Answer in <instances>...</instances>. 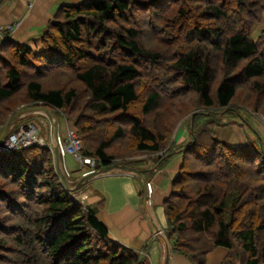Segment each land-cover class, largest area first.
<instances>
[{
  "label": "trees",
  "instance_id": "1",
  "mask_svg": "<svg viewBox=\"0 0 264 264\" xmlns=\"http://www.w3.org/2000/svg\"><path fill=\"white\" fill-rule=\"evenodd\" d=\"M263 15L264 0L60 5L37 46L0 42V127L44 106L70 123L94 169L133 166L135 150L162 151L157 165L180 152L161 202L163 249L204 264L222 246L219 264H264V144L213 137L216 125L251 126L241 110L264 114ZM0 264L151 263L146 245L110 239L63 185L50 147L29 145L0 150Z\"/></svg>",
  "mask_w": 264,
  "mask_h": 264
},
{
  "label": "crops",
  "instance_id": "2",
  "mask_svg": "<svg viewBox=\"0 0 264 264\" xmlns=\"http://www.w3.org/2000/svg\"><path fill=\"white\" fill-rule=\"evenodd\" d=\"M28 1L0 0V24L15 22L10 31L0 33V36L8 35V39L19 44L37 46L38 38L46 22L53 18L56 9L60 5H70L81 0H31V4L27 5ZM40 113L46 115L43 110L24 107L8 132L25 123L33 124V118L36 117L35 115H41ZM51 116L56 123L57 135L63 140L68 125L63 118H61V122H58L56 115L51 114ZM26 117L28 118L24 120ZM46 118L48 119L47 115ZM247 119L254 130L243 122L240 125H246L247 131H243L238 123L223 125V129H227L230 138L236 140V143L232 145L243 143L247 137L256 135L264 144V121L262 117L249 115ZM41 121L45 122L44 119ZM183 124L177 136L175 135L173 138L177 144L182 143L187 136V128L185 123ZM49 127V135L46 136V139L40 140L52 149L55 142L50 122ZM220 127L222 126L216 125L214 129H221ZM231 133H233L232 137ZM224 141L227 142L226 139ZM59 157V165L69 187L73 189V194H77L80 201L92 205L96 216L106 226L110 239L135 249L146 245L151 264H192L180 253L168 251L165 255V247L163 249L161 240L157 236L165 226L161 202L168 194L170 178L180 166V152L176 151L160 165H157L156 160L148 158L133 161L132 167L139 169L143 177L129 171L111 168L92 175L80 182L78 186H75V183L84 174L85 169H81L80 172L77 170L85 168V166L79 165L74 154H59ZM141 178L150 182L151 191L149 195L145 192ZM225 252V247H215L206 254L204 264H219Z\"/></svg>",
  "mask_w": 264,
  "mask_h": 264
},
{
  "label": "built area",
  "instance_id": "3",
  "mask_svg": "<svg viewBox=\"0 0 264 264\" xmlns=\"http://www.w3.org/2000/svg\"><path fill=\"white\" fill-rule=\"evenodd\" d=\"M31 4V0L27 2V5ZM13 24L12 23H6V24H0V33L8 32L12 29ZM8 35H1L0 36V42L3 39H6ZM36 128L32 123H25L22 125H19L9 131L6 136L4 137L3 141L0 142V150H11L16 149L20 146H29V145H38L42 146L45 145V143L36 137L35 134ZM58 151L60 155H63L65 153L74 154L75 160L79 163L80 166H85V172H89L93 170V158L91 157H85L81 156L79 154V149L81 147V141L74 133V130L68 126L64 136L63 140L60 139V137L57 135L56 138ZM144 189L147 195H149L151 191V185L150 182L145 180L143 182ZM74 197H77V194H73ZM82 198V196H81Z\"/></svg>",
  "mask_w": 264,
  "mask_h": 264
},
{
  "label": "rangeland",
  "instance_id": "4",
  "mask_svg": "<svg viewBox=\"0 0 264 264\" xmlns=\"http://www.w3.org/2000/svg\"><path fill=\"white\" fill-rule=\"evenodd\" d=\"M264 16V15H263ZM263 24V20L260 21L259 23L255 24V26L253 27L252 29V36L253 38H255L259 28L261 27V25ZM241 113L244 115V116H249V115H253V116H259V117H262V120L264 121V114L262 113H259V112H253V113H247L246 110H241ZM41 115H35L36 117L33 118V124L36 128V136L37 138L39 139H46V136L49 135V130H50V127H49V121L48 119L46 118V115L40 113ZM56 115V118H57V121L58 122H61V116L59 114H55ZM189 115L190 113H187L185 114L184 116H182L178 122L175 124V127H174V131H173V138L174 136L176 135L177 136V133L181 130V127L184 125L183 123H185V126L186 128L188 129V118H189ZM31 117V116H30ZM28 117L24 118V120H26ZM41 119H44L45 122L41 121ZM23 120V119H21ZM64 121L66 122V124L70 126V123L68 121H66L64 119ZM45 123V124H44ZM239 127L241 126V128L243 129V131H247L248 128L246 125H240L241 123H238ZM246 124V123H245ZM178 126V128H176ZM72 128V127H71ZM221 129H213V137L214 138H217L225 143H228V144H233V143H236L233 138L231 139L230 138V134L228 133L227 129H223V126L220 127ZM240 128V129H241ZM233 136V133H231V137ZM224 139L227 140L224 141ZM175 142V141H174ZM34 145V144H33ZM162 154V151H156V152H150V151H139V150H135L133 151L131 154H129L127 157V159H130L132 161H135L137 159H140V158H148V159H153V160H157L158 156H160ZM80 170H77V171H81V169H85V168H79Z\"/></svg>",
  "mask_w": 264,
  "mask_h": 264
},
{
  "label": "water",
  "instance_id": "5",
  "mask_svg": "<svg viewBox=\"0 0 264 264\" xmlns=\"http://www.w3.org/2000/svg\"><path fill=\"white\" fill-rule=\"evenodd\" d=\"M114 1V0H112ZM29 108L31 109H40V110H43L47 117H48V120L53 128V139H54V142H55V145L52 146V152H53V156H54V162H55V167H56V170L60 176V179L63 183V185L66 187V188H70L69 187V184L67 183V180L65 178V175L63 173V171L61 170V167L59 165V160H60V157H59V151H58V146H57V141H56V138H57V130H56V123L55 121L52 119V116H51V111L44 107V106H30ZM24 110V108L22 109H19L17 110L15 113H13L12 115H10L4 122L3 124L1 125L0 127V142L3 141L4 137L6 136L10 126L14 123V121L16 120L17 116ZM53 115V114H52ZM111 168H117V169H121V170H124V171H129L131 173H135L136 175L138 176H142V173L139 169L135 168V167H132V166H125V165H121V164H117V163H112V164H109V165H106V166H102L101 168L99 169H93L89 172H85L84 174L81 175L80 179L75 183V186H78L80 182L88 179L89 177H91L92 175H95V174H98V173H102L106 170H109ZM65 172V171H64ZM142 182L145 181V178H141ZM167 254V247L165 245V255ZM166 258V256H165Z\"/></svg>",
  "mask_w": 264,
  "mask_h": 264
}]
</instances>
